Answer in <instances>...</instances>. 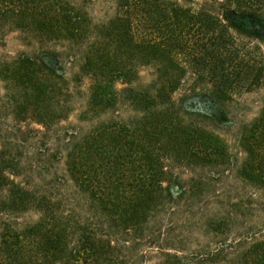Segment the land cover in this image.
Masks as SVG:
<instances>
[{"label":"trees","instance_id":"obj_1","mask_svg":"<svg viewBox=\"0 0 264 264\" xmlns=\"http://www.w3.org/2000/svg\"><path fill=\"white\" fill-rule=\"evenodd\" d=\"M91 3L0 0V264H264V0Z\"/></svg>","mask_w":264,"mask_h":264},{"label":"rangeland","instance_id":"obj_2","mask_svg":"<svg viewBox=\"0 0 264 264\" xmlns=\"http://www.w3.org/2000/svg\"><path fill=\"white\" fill-rule=\"evenodd\" d=\"M191 2L194 3L193 8H196L199 4H201L204 1H208V0H190ZM222 0H218V2H221ZM87 11L88 13L93 17L94 20L96 21H102L105 19H108L109 17H111L114 13V4H113V0H92V3L90 5L87 6ZM37 53V47L34 43H32L31 45L28 43L26 37L24 34H21L19 32H11L8 33L5 37L2 38V44H0V58H5V59H9V58H13L16 57L20 54H24L27 56H33ZM42 52H40L41 54ZM47 54H41V57L44 58V60L47 62V64L54 66L56 63L55 61L46 56ZM66 59H62L60 61H58V65H60V68L62 69V74L64 75L65 78L67 79H71L72 76V72H73V66L68 65L67 62H65ZM140 76H141V81L143 83H146L149 81L150 79V72L149 70H147L146 68L141 69L140 71ZM86 81L83 82V84H81L80 88H81V94L79 97L75 98L74 100V110L73 112L69 115V117L67 118V120H65L64 122H62L59 126H56L53 130V133L55 131H61L62 130H66V129H76L78 128H82L84 130L89 129V127L91 126V124L94 123H90L89 121H84V122H80L79 120V111L78 108L81 107L82 105H85L86 100H87V94L85 92V88H86ZM118 88L120 90H123L124 94L128 93V89L129 87L126 86H121L119 85ZM186 87H181L178 91H176L173 94V99L175 101L180 100V98H182L183 96H187V92L185 90ZM4 93V84L2 82H0V96H2ZM207 95V91H203L201 93V95L198 98H202L205 99ZM262 94L260 95H256V94H251V95H246L243 96V99H245L248 104H252L255 101H257L259 99V97H261ZM197 99V98H196ZM119 114L121 116V118H126L129 113L126 111L127 108L121 107L119 105ZM257 109L256 106L253 105L252 109H250L249 111L245 112V119L246 120H250L251 117H253V115L256 113ZM106 117H100V120H104ZM98 120V121H100ZM231 118L228 117V121H230ZM232 126V124H228V128ZM50 142V141H49ZM53 144V143H52ZM49 146L52 150H55V146H52L49 143ZM38 218V215L36 212H29L26 213L23 217L22 220L25 222H35ZM154 260L151 261L149 264H153Z\"/></svg>","mask_w":264,"mask_h":264},{"label":"water","instance_id":"obj_3","mask_svg":"<svg viewBox=\"0 0 264 264\" xmlns=\"http://www.w3.org/2000/svg\"><path fill=\"white\" fill-rule=\"evenodd\" d=\"M226 16H227L228 19L231 20V19H233L235 17V13H234V11L230 10V11L227 12Z\"/></svg>","mask_w":264,"mask_h":264}]
</instances>
